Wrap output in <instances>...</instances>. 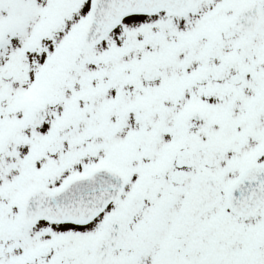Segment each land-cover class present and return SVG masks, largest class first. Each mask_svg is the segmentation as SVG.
Returning a JSON list of instances; mask_svg holds the SVG:
<instances>
[{"label": "snow or ice", "instance_id": "snow-or-ice-1", "mask_svg": "<svg viewBox=\"0 0 264 264\" xmlns=\"http://www.w3.org/2000/svg\"><path fill=\"white\" fill-rule=\"evenodd\" d=\"M0 264H264V0H0Z\"/></svg>", "mask_w": 264, "mask_h": 264}]
</instances>
